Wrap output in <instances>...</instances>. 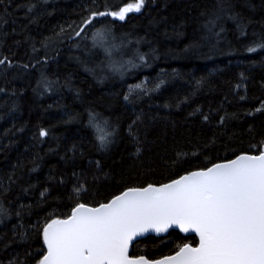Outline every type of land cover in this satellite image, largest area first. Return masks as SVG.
I'll use <instances>...</instances> for the list:
<instances>
[{"label":"trees","instance_id":"trees-1","mask_svg":"<svg viewBox=\"0 0 264 264\" xmlns=\"http://www.w3.org/2000/svg\"><path fill=\"white\" fill-rule=\"evenodd\" d=\"M129 3L0 0V264H38L46 224L79 204L264 149V0H145L84 23ZM185 244L172 228L131 255Z\"/></svg>","mask_w":264,"mask_h":264},{"label":"snow or ice","instance_id":"snow-or-ice-1","mask_svg":"<svg viewBox=\"0 0 264 264\" xmlns=\"http://www.w3.org/2000/svg\"><path fill=\"white\" fill-rule=\"evenodd\" d=\"M144 4L135 0L119 11L93 13L84 23L106 15L123 21ZM96 35L104 38L102 32ZM89 125L102 148L112 142L107 120L101 124L89 113ZM173 225L198 232L199 247L185 245L154 264H264V152L240 155L160 187L129 189L99 207L79 204L67 219H53L42 230L47 254L39 264H149L143 257L129 258V244L149 230L164 232Z\"/></svg>","mask_w":264,"mask_h":264},{"label":"water","instance_id":"water-1","mask_svg":"<svg viewBox=\"0 0 264 264\" xmlns=\"http://www.w3.org/2000/svg\"><path fill=\"white\" fill-rule=\"evenodd\" d=\"M262 152H264V149H263V151ZM261 152V153H262ZM261 153H259V154H261ZM259 154H248V153H243V154H239L238 156H240V155H259ZM238 156H236V157H234V158H232V159H229V160H226V161H221V162H218V163H215V164H213V165H211L210 167H208V168H211V167H213V166H215V165H217V164H225V163H228V162H230V161H232V160H235ZM208 168H206V169H201V170H196V171H206ZM196 171H192V172H196ZM192 172H190V173H192ZM190 173H188V174H184V175H182V176H180V177H178V178H176V179H174V180H171V181H169V182H166V183H163V184H149V185H153V186H155V187H160V186H162V185H164V184H170V183H172L173 181H175V180H179L181 177H183V176H187V175H189ZM148 186V185H147ZM147 186H143V187H131V188H128V189H126L125 191H123L122 193H120V194H118V195H116V196H114L111 200H113V199H115V197H117V196H120V195H122L124 192H126V191H128L129 189H134V188H144V187H147ZM110 200V201H111ZM110 201H108V202H105V203H102V204H107V203H109ZM86 205V204H85ZM101 205V204H100ZM100 205H97V206H91V205H87L88 207H92V208H95V207H99ZM78 206V205H77ZM76 206V207H77ZM75 207V208H76ZM74 208V209H75ZM73 209V210H74ZM73 210H72V212H73ZM69 217V216H68ZM68 217H66V218H55V219H67ZM52 221V220H51ZM50 221V222H51ZM49 222V223H50ZM48 224V223H47ZM47 224H46V226H47ZM45 226V227H46ZM172 228H176V229H179L183 234H185V235H189V234H195V235H197V237H198V244L197 245H192V244H185V245H189V246H191V247H199V242H200V236H199V233L198 232H196V231H194V230H189V231H187V232H185L183 229H181L180 227H178V226H176V225H173V226H171V227H169L168 228V230L167 231H164V232H156V231H154V230H149L148 232H145V233H143L142 235H139V236H136V237H134L133 238V240L131 241V243L129 244V247H128V256H129V258H132V259H138V258H140V257H143V258H145L147 261H149V264H154V262H156V261H159V260H163L164 258H166V257H171V256H175L176 255V253L182 248V247H184L185 245H183L177 252H175V253H173V254H170V255H166V256H163V257H161V258H157V259H150V258H148V257H146V256H143V255H141V256H132L131 255V250H132V246H133V244L137 241V240H139V239H141V238H143V237H145V236H147V235H149V234H154V235H157V236H162V235H165V234H167V232L170 230V229H172ZM46 245V244H45ZM47 253L45 252V254L44 255H46ZM43 255V256H44ZM42 259V258H41ZM40 259V260H41ZM39 264V263H38Z\"/></svg>","mask_w":264,"mask_h":264},{"label":"rangeland","instance_id":"rangeland-1","mask_svg":"<svg viewBox=\"0 0 264 264\" xmlns=\"http://www.w3.org/2000/svg\"><path fill=\"white\" fill-rule=\"evenodd\" d=\"M106 42L104 43V45L106 44ZM107 48L109 52H112V50L115 49V46L112 43H107Z\"/></svg>","mask_w":264,"mask_h":264}]
</instances>
